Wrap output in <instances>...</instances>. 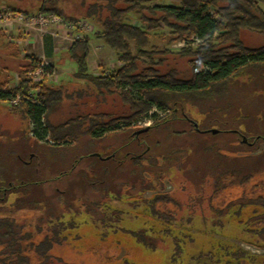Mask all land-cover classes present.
Returning a JSON list of instances; mask_svg holds the SVG:
<instances>
[{
    "label": "trees",
    "instance_id": "trees-1",
    "mask_svg": "<svg viewBox=\"0 0 264 264\" xmlns=\"http://www.w3.org/2000/svg\"><path fill=\"white\" fill-rule=\"evenodd\" d=\"M58 1L42 0L35 12L12 6H7L5 10L21 12L29 17L55 14L73 26L87 19L93 21L97 29L92 37L115 52L119 66L103 69L99 74L92 73L88 64L91 36H78L68 49L76 67L74 75L79 81L92 84L98 93L117 94L128 105L129 113L119 117L109 114L79 115L53 123L50 115L63 99V88L47 83L45 77L35 82L28 76L41 64L40 59L33 57L21 70L24 77L19 78L15 86L8 87L7 81L0 83V101L10 103L18 95L28 98L21 99L17 104L10 103L11 111L27 122L26 132L21 136V142L25 141L23 154L17 153L15 148H4L5 154L0 153V264H69L61 257L53 256L52 249L56 243L66 239V231L76 228L70 223V214L75 211L71 207L76 203H80L79 213L100 215L98 218L104 227L110 225L116 233L130 235L148 251H157L158 244L172 246L169 261L173 264H186L188 260L199 264L203 259L211 263L210 257L203 255L208 249H200L193 255H182L193 241L189 232L191 227L190 224H180L186 218L182 214L184 205L172 193L163 192V185H159L161 191L150 199H144L141 205V211L155 221L154 226L146 227L148 218L142 216L144 226L138 229L120 228L123 223L132 225L136 217L130 219L126 210L128 205L121 201L124 194L114 189L127 185L128 175H135L137 171L124 165L127 153L117 156L116 152H111L104 156L91 152V145L108 134L131 130L133 121L147 115L154 106L170 112L155 121L147 131L168 122H181L183 127L176 136L195 139L194 136L201 138L208 135L210 130L197 131L192 122L196 119L190 117L187 107H196L214 97L228 101L235 95L236 89L238 93H243L245 87L236 82L240 77L252 79L262 75L264 43L259 47H247L241 39V32L249 31L264 37V0H167L168 3L155 6L150 4L156 0H94L81 18L66 16ZM135 21L138 24H134ZM155 35L165 36L167 45L182 41L190 43L192 38L199 40L197 47L187 45L175 52L178 57L188 60L189 76H181L173 67L166 71L160 69L166 57L174 52L166 47L150 45L151 37ZM0 43L6 49L16 47L1 29ZM13 54L17 56L19 51ZM46 55L49 58L52 56L51 52ZM199 118H204L202 112ZM242 119L243 123L238 125L240 130L222 128V133H246L255 143L264 142V133L251 134L253 130H258L257 125H251L254 118L245 116ZM30 120L32 130H29ZM262 121L264 123V119ZM226 123L224 121L219 125L224 127ZM41 142L45 145L42 146ZM210 147L219 152L215 145ZM144 154L132 157L135 167H142L145 160H153ZM24 156H29V160L25 161ZM97 164L104 165L101 172ZM180 169L178 165L174 170ZM243 170L233 168L222 171L214 180L215 188L210 195L209 206L219 220L225 216H241L242 210L249 204L264 209V196L261 194L248 202L240 199L220 207L213 205L214 197L231 184L245 185L250 182L253 175L245 174ZM260 185L264 188V181ZM143 188H146L143 191H150L157 186L145 184ZM126 195L129 201L138 197L134 192ZM24 198L34 210L43 209L47 224L45 232L40 225L35 226L34 231L25 229L30 223L18 225L13 214L23 208ZM77 198L76 202L72 201ZM82 209L86 211L81 212ZM247 222L249 224H244L243 228L264 239V225L259 230L253 227L258 223L264 224V210ZM100 231L101 238L108 235L104 230ZM41 233L43 237L36 243L34 238ZM209 235L212 238H203L202 246L215 247L218 252L224 250L216 264H241L240 260H248L246 252L220 248L221 244H217L214 234Z\"/></svg>",
    "mask_w": 264,
    "mask_h": 264
},
{
    "label": "rangeland",
    "instance_id": "rangeland-1",
    "mask_svg": "<svg viewBox=\"0 0 264 264\" xmlns=\"http://www.w3.org/2000/svg\"><path fill=\"white\" fill-rule=\"evenodd\" d=\"M41 1L0 0V10L4 11L7 6H12L35 12L40 7ZM92 2L94 0H59L58 6L62 8L66 16L81 18L84 17L88 6ZM168 2L167 0H156L150 6ZM118 5L123 6V3ZM9 13L13 16L9 20H16L15 22L12 21L14 30L7 32L3 27H0V29L6 33L11 44L16 47L6 49L0 43V83L7 81L9 82L8 87L15 86L19 82V78L24 77L21 70L29 64L30 59L33 57L40 59L41 62L48 63L43 75L47 79V83L63 88V99L50 115L53 123H61L79 115L90 117L96 114H109L113 117H119L129 113L128 105H125L117 94L98 93L92 84L79 81L74 75L76 67L69 57L68 49L78 36H91L90 41L92 42H90L88 64L92 73L99 74L103 69L108 70L119 66L115 52L103 42L92 37L93 32L97 29L93 21L87 19L86 22H81L85 25L80 23L78 26H73L72 23L64 20L62 25L53 24L43 27L37 21H35L36 23H26L27 21L21 20L16 12ZM133 23L138 24L137 21ZM69 26L73 28H69ZM47 39L52 41L57 52L51 58L45 52ZM241 39L247 47H259L264 43L263 36L249 31H242ZM150 41V45L157 48L166 47L174 52L173 55L166 57L167 59L163 65L159 66L162 71L173 67L179 71L181 76L190 75V69L187 65L188 60L175 55V52L182 48L178 46L179 42L167 45L165 36L161 37L160 35L152 36ZM191 43L193 45L189 46L192 48L198 46L197 42L193 41ZM18 51L19 54L14 56L13 53ZM253 78L240 77L236 82L242 84L243 88L245 87L243 93H238V89H236L235 95L231 93L232 96L228 101L214 97L210 101H205L206 103L199 104L200 106L187 107L190 117L196 119L195 122H192L195 124V128L198 129L197 131L210 130L208 135L205 134L201 138L194 136L195 139H187L185 135L176 136L177 131H181V127H183L181 122H168L151 130H145L146 132L142 131V129L152 126L155 121L167 116L169 114L167 113L161 118H155L151 124L133 126V123L137 120L147 117V115L142 116L133 121L131 130L108 134L99 142L92 143L93 149L91 148V152L96 151L104 156L111 152H116L117 156L118 154L127 153L128 156L124 160V165L137 171L135 175H128L127 185L116 186L114 189L124 194L121 201L127 203L128 208L126 210L129 212L127 214L130 219L136 217L132 221V225L123 223L120 228L138 229L142 227L143 222L140 217L148 218V215L141 211L142 202L161 191L159 185H163V192L172 193L173 197L184 205L182 212L184 217H189L184 218L180 224H190L191 229L189 232L191 231L193 241L187 245L188 250L182 255H193L200 249H208L203 255L209 256L211 263L210 260L203 259L199 264H216L219 262L217 259L220 258L219 256L222 255L220 253L224 250L220 249L218 252V250H214L215 247L202 246L203 238L206 240L212 238L209 235L210 233L214 234L217 244H221L220 248L246 252L248 260H240L241 264H264L263 237H256V234L243 228L244 224H249L247 221L250 217L259 216L264 209L259 205L249 204L242 210L241 216H225L219 220L215 214L211 213L209 206V198L215 188L214 180L216 176L222 171L233 168H243V171H246L245 174L251 173L253 175L252 179L245 185L231 184L214 197L213 205L220 207L240 199L246 202L255 200L258 194L264 196V188L260 187L261 182L264 181V142L255 143L251 136L246 133L242 135L222 133V128L240 130L241 126L238 125L243 123L242 118L245 116L254 118L255 123L252 122L251 125L258 126V130H253L252 135L264 133V123L262 121L264 119V72L259 77ZM201 112L204 118H199ZM224 121L227 122L224 127L219 125ZM30 128L33 129L32 120L29 121V130ZM26 129L27 122L11 111L9 102L1 100L0 153L4 152L5 154L4 148H15L16 151L18 149L17 153L23 154L22 148L25 141L21 142V136L26 132ZM213 129L217 132L213 133L211 131ZM41 144L42 146L45 145L44 142H41ZM214 145L219 152L210 149V146ZM142 153H145V156L152 157L153 160L151 162L145 160L142 167L140 165L135 167L132 157L139 156ZM24 158L25 161L29 160V156H24ZM178 165L181 169L175 171L174 169ZM96 166L101 172L104 165L97 164ZM158 172L160 175H158ZM156 174L158 177H156ZM145 184L157 186V188L143 191L146 189L143 188ZM133 192L138 195L137 200L129 201L130 199L127 198L126 193ZM75 200H79V198L72 201L76 202ZM78 205L80 203H76L71 207L75 211L70 214V223L76 225V228L66 231V239L53 246V256L61 257L69 264H173L169 261V257L172 256V246L156 244L157 251H148L144 246L136 243L130 235L119 231L116 233L114 227H110V225L108 228L104 227L102 221L99 220L100 215L86 214L84 212L86 209H82L81 212L84 213H79L80 207ZM137 205L138 208L134 209ZM169 207L175 209L172 205H169ZM40 209L34 210V207L28 205L24 198L23 208L13 215L20 226L30 223L28 227H25L26 230L34 231L35 226L40 225L45 232L46 219L43 218V209L41 207ZM132 209L134 210L132 211ZM201 209H203V212ZM188 219H190V222H187ZM147 220L149 222L146 227L154 226L155 221L153 219L148 218ZM263 225L258 223L253 227L259 230ZM95 226H99L108 235L101 238V231ZM245 227L247 228V226ZM42 237L43 233L37 235L34 241L37 243ZM186 264H195V261L188 260Z\"/></svg>",
    "mask_w": 264,
    "mask_h": 264
},
{
    "label": "built area",
    "instance_id": "built-area-1",
    "mask_svg": "<svg viewBox=\"0 0 264 264\" xmlns=\"http://www.w3.org/2000/svg\"><path fill=\"white\" fill-rule=\"evenodd\" d=\"M16 15H19V17L21 18V20H25L27 21L26 23H36L35 21L39 22V24L43 27H48L50 25L53 24H58V25H62L64 22V19L58 15L55 14H37L34 16H26L23 13H18L16 12ZM10 17H13L9 11L4 10V11H0V27H3L5 30H7V32H12L14 29V25L12 23V21H16L15 19H11L9 20ZM20 20V21H21ZM82 25H85V23H81ZM13 25V26H12ZM69 28H73L72 26H69ZM197 42L199 43V40L192 38V41H190V43H186L184 41L179 42L178 46L180 47H184L187 45H193L191 42ZM46 64V66H45ZM48 63H44L41 62L39 68L28 74V76L30 78H32L35 82H38L42 79L43 75L45 74L44 69L47 67ZM21 99H28L27 97H22L20 95H18L17 97L13 98L10 100L11 104H17ZM169 110H161L158 109L156 106H154L151 111L147 114V117L142 119V120H137L136 122L133 123V126H142V125H148L151 124L155 118H161L163 116H165L167 113H169Z\"/></svg>",
    "mask_w": 264,
    "mask_h": 264
},
{
    "label": "crops",
    "instance_id": "crops-1",
    "mask_svg": "<svg viewBox=\"0 0 264 264\" xmlns=\"http://www.w3.org/2000/svg\"><path fill=\"white\" fill-rule=\"evenodd\" d=\"M92 42V41H90ZM45 49H46V53L47 52H51L52 56H54L57 52L55 51V48L53 47V44H52V41L50 39H47L46 40V46H45ZM51 56V57H52Z\"/></svg>",
    "mask_w": 264,
    "mask_h": 264
},
{
    "label": "water",
    "instance_id": "water-1",
    "mask_svg": "<svg viewBox=\"0 0 264 264\" xmlns=\"http://www.w3.org/2000/svg\"><path fill=\"white\" fill-rule=\"evenodd\" d=\"M145 130H147V128L146 129H144V130H142V131H145ZM213 133H216L217 132V130H215V129H213V130H211Z\"/></svg>",
    "mask_w": 264,
    "mask_h": 264
}]
</instances>
